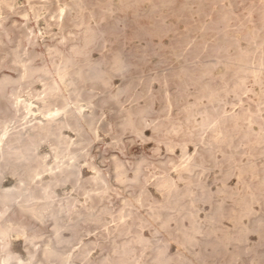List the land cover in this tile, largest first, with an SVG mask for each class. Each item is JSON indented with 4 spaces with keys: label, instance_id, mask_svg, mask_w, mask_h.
I'll return each mask as SVG.
<instances>
[{
    "label": "rangeland",
    "instance_id": "rangeland-1",
    "mask_svg": "<svg viewBox=\"0 0 264 264\" xmlns=\"http://www.w3.org/2000/svg\"><path fill=\"white\" fill-rule=\"evenodd\" d=\"M60 9H63V11L61 12ZM16 47H18L17 51L19 55L24 59L30 58L31 64L33 65L45 64L50 66L51 62L54 64H61L65 58L69 59V63L66 65L67 73L64 83L59 82L53 69H51V75L45 78L46 84L50 83L51 77L59 84V97L50 107L54 108L62 104V96L71 95V97H73V90L75 89L80 93L78 100L83 107L84 114L89 116L90 113H93L96 117L97 125L95 124V126L97 136L92 138V141L85 147L84 151H86L87 154L84 157H80L77 164L80 165L83 177L92 175L96 170L106 173V178L109 182V188L105 193L107 197L104 194L98 206H105L113 214L117 212V208L118 211L123 208V211L126 212L125 207L127 206V211L130 210L132 212L124 218H127V222L125 220L126 224H132V227H130L131 233L129 232L131 235L125 238L132 239L131 237L136 233L141 232L140 234L145 238V242L148 240L146 245L145 242L139 243L132 241L133 243H131L130 246L133 248L130 247L131 254H129L126 264H145V262L146 264H152V262H154L152 256H154L157 247L164 248L166 253L173 256L174 259H172L169 264H175L177 259H182L184 261L189 259L194 262L196 250L205 258L204 262L201 264H224L225 261L226 264H264V245L262 244L264 243V199H262L264 198V167L260 166H264V155H262L264 154V129L262 130V128H264V88H262L264 86V0H0V76L2 74H7L11 77L17 76L19 68L13 63V50ZM73 47H76L78 52H74ZM114 58L121 61L122 70L114 66ZM125 65L127 67H125ZM91 67H94L100 72L101 77L107 83L106 85H102L99 80L87 77L91 73ZM260 67H262V70ZM79 71L82 72L84 78L79 76ZM258 75H260V77ZM31 80L23 82L18 87L10 84L5 86L4 93L0 96V131L2 130V124H6L7 129L12 131L14 129L17 130L16 128L21 129L26 119H30V122H34L38 119L45 121V118L42 117L37 110V106H41L42 102L36 98L38 96L41 97L43 94V81L37 77ZM124 85L126 86L125 88ZM206 87L209 88L207 89ZM14 90L18 92L21 98L30 99L34 103V115L22 118L20 116L21 112H19L17 113L18 117L13 118L14 108L12 106V101L14 95L12 93ZM114 92L118 94L117 103H115L111 97ZM210 93L211 95H215V98H210ZM70 105L72 106V104ZM144 107L146 109H144ZM125 109H130L133 112V123L137 129L136 131L131 128H121L120 122L124 117ZM251 110L258 115L251 113ZM216 111L218 113H216ZM244 114H247V118H245L247 120L249 119V121L245 120ZM238 115H241L239 116L240 121H238V123L241 124L235 125L231 120L234 116ZM61 118L62 117L59 116V119ZM259 119L262 120L259 121ZM209 121L211 122V126ZM147 122L149 124H147ZM161 122L164 124V127L166 125L165 129ZM245 123H247V125ZM243 125L246 127L243 128ZM218 126L220 131L218 130ZM248 129L254 132V134H257L256 139L260 135V140L256 141L252 133L249 135L250 130ZM245 130H248V133ZM61 133L74 140L79 138L77 132L69 126H63L61 128ZM220 134H227L226 138L220 140L212 139L214 135ZM238 134H240L239 136L242 141L239 139ZM251 136L253 137L252 139ZM186 140L188 142H186ZM207 140H209V142ZM211 140L213 142H211ZM227 140L231 141L226 143ZM234 141L236 143L239 141L237 146ZM185 142L187 144H185ZM194 142H196L195 145ZM251 142L254 143L255 146ZM222 143L224 144L223 146ZM234 143L235 145H233ZM260 144V148L262 149H259V146L256 147V145ZM241 145L244 146L241 147ZM220 146L222 147L220 148ZM211 147L215 148V151H213L214 149L212 150ZM182 148L186 150L183 152ZM257 148L259 150H257ZM253 150H255L254 153ZM260 150H262V152H260ZM36 151L46 156L45 161L47 164H52L54 162L55 159L53 156L51 139H41L37 145ZM223 151H225V153ZM243 151H245V154ZM192 153L194 156L196 155V159L193 155L191 156ZM188 155H190V158ZM199 155L203 156L199 158ZM226 158L229 162L226 161V163H224ZM209 159L211 161H209ZM215 159L217 160L215 161ZM114 160L121 161L129 179L133 177V171L139 166L138 179L117 183L112 177ZM167 160L169 162H167ZM213 161H215V164L212 163ZM187 162H195L196 166L193 167L195 170L180 169ZM249 162L253 163L251 168L248 167ZM145 163L147 164L145 165ZM210 163L215 166L211 167ZM16 164L17 162L12 160L6 165L0 162V188H8L15 183L16 177L11 174V166ZM237 164L238 166H236ZM204 165L206 167H203ZM207 165L212 169L207 167ZM216 165L218 167H216ZM223 165L225 166L223 167ZM232 165L234 167H232ZM239 165L242 166L243 171H239ZM259 166L260 169L257 168ZM92 167L94 170H90ZM162 170H167L168 173H166L167 171L162 172ZM181 171L185 172L180 173ZM255 171L258 174H256ZM253 173L255 174L253 175ZM179 175L183 177L182 180ZM185 175L188 176V180L185 179L187 177ZM225 175L227 176L225 177ZM244 175L246 176L243 177ZM261 175L263 179L260 177ZM163 177L170 178L171 180L173 179L172 181L176 184L175 186L177 189L173 190V193H182L184 191L183 186L186 190H191L189 195L192 194V189L194 192L196 191V194H192L190 197H188L189 195H187V197L185 196L188 199H183L184 197H182L181 200L178 201L180 202L178 204H182V211L180 210L178 213L176 209L168 208L167 210L169 211H167L161 207L164 204H169V201L173 202L174 199L173 197H171L172 200L170 199L167 190L163 191L165 189L162 190L158 188V191V189H155V187L157 188V180ZM258 177L259 179H256ZM46 178L47 176H44V179ZM223 179H226V181ZM191 180H193V182L196 181L195 185H199V183L202 184L201 186H194ZM261 180H263V182H261ZM247 181L250 183V186H248ZM255 182L259 184V187ZM244 183L246 184L244 185ZM253 184L254 186L256 185L257 188L254 187ZM260 184L263 185L261 186ZM112 185L113 187L115 186L114 188H116V191L115 189L113 190ZM117 185L122 186L118 187ZM220 185H222L223 188ZM223 185H227L226 188H229L226 189ZM207 186L208 188H206ZM238 186H241V188ZM202 188L208 192L205 194V197L204 193L200 192L203 191ZM206 189H208V191ZM249 189H251V191ZM141 190H143V192L139 195ZM212 190H214V192ZM242 190L245 195L248 194L247 196H249V198L250 196L251 198L252 196L255 197V199L252 198L251 203L246 196L245 200H247L251 206V213L247 216L243 215L245 217L239 213L242 204L240 205L237 202L238 195L243 196L241 195L243 194ZM255 191H257L256 194ZM56 192L59 197L64 196L66 193L75 195V192L70 190L68 184L64 187H56ZM116 192L118 193L117 195ZM158 192L161 193L159 194ZM199 193H202L203 196ZM229 193L231 196L228 198L226 194L230 195ZM161 194L163 195L162 200ZM198 194L202 199L201 197L197 198L199 197ZM196 195L197 197H195ZM256 195L258 196V202L256 201ZM234 196L237 197L234 198ZM79 197L82 200L81 196ZM135 197H140L143 204L140 205L134 201L133 199ZM194 198L200 201L197 199V201H194ZM154 199L159 200L156 201ZM233 199L234 201L236 199V202L232 201ZM201 200H205L206 202H202ZM210 200L214 201L211 202ZM109 201L110 203L108 204ZM124 201H131L132 207L131 205H125ZM155 201L159 204V208L155 206L157 205ZM219 201L223 203L225 208V216L221 219L220 226L229 231L230 234L234 233L233 236L231 235V239L233 240L230 239V242L222 245L223 247L219 244V246H215L218 248L213 246V249H210L211 247L209 244L205 242H207V240H213L214 235L209 236L205 231L209 227L208 216L212 213L213 207L218 204ZM187 202L190 203V206L187 205ZM119 203H121V205ZM6 208L7 211L4 213L2 219H0L2 225L13 226L22 223L26 226L27 234L33 228H40L42 239L48 237L52 224L50 218L45 217L43 221H37L31 219L27 215H20L17 208L14 206H7ZM230 208L234 209H231V211H235V213L233 212L235 215L229 211ZM134 209L137 212L133 211ZM186 209L187 211H185ZM189 210H191L190 214L192 213L194 215L193 219L195 224L197 222L199 226L196 225L200 227V232L195 233V238L197 237V239L196 242L193 243V246L189 244L187 240L186 243H182L185 240H181L180 238L185 237L179 232L181 228H184L186 231L190 229L188 226L190 223L188 224V222L190 219L192 221V218H190L191 215L189 214ZM226 210L229 211V215ZM156 211L160 212L159 219H165L167 215H170L169 226L171 229L168 226L169 229H165L164 231V228H161L159 225L162 219L160 221L158 218H155L156 220L151 218V214ZM195 211H197L196 215ZM136 213L140 215V218L137 217ZM183 214L187 216L182 217ZM188 214L190 216H188ZM145 216L148 218H145ZM175 216L177 217L175 218ZM233 217H237L236 220H234ZM104 218L108 221V226L110 228L114 227L115 222L111 220L110 215H104ZM182 218H186L188 221ZM140 220L145 222L141 223L139 222ZM174 220L176 222H174ZM150 221L152 225H149ZM236 223L241 224V227L235 225V228L234 224ZM154 224L159 226H155ZM173 225H175L177 229H174L175 232H172V229L175 228ZM243 225L247 227H243ZM84 226L86 229L90 230L89 233H87L84 228L82 230V240L84 242H91V244L88 245V249L91 251L88 253V257L90 258H87V260H80V258L78 259L75 257V261L72 260V264H74V262L75 264H83V262H85V264H89V262L90 264H94L95 261V264L99 263L98 261L102 264V256H108L110 258L111 255H113L110 259H114L115 255L111 254L112 247H110V245H114L113 239L116 236L117 238L115 239L117 243H119L123 237L118 236L117 232L114 230L107 233L103 227L94 228L92 224ZM203 226L206 229H204ZM225 226L228 227L226 228ZM137 227L138 230H136ZM150 228L152 230H150ZM247 228L249 230H247ZM11 233L7 237V240L11 244L9 248L12 246L10 249L13 253L19 254L23 259H26L24 258L27 257V252L25 250L30 247V245H27L22 235L18 237L15 236L14 232ZM237 233H239V241L241 242V238L243 239L242 244H240L236 238L238 236L236 235ZM244 233L245 236H243ZM246 233L248 234L246 235ZM65 234L68 233L65 232ZM240 234L242 235L240 236ZM173 236L179 238L176 237L174 239ZM205 237L208 239H205ZM245 237L248 241L245 240ZM259 239L262 240L260 243ZM22 241L25 242L22 243ZM179 242L183 244V246L178 244ZM96 243L97 245H95ZM137 244L140 245L136 248ZM184 244L187 245L184 247ZM252 244L255 245L254 248H252ZM77 245L79 244H76L75 248ZM198 245L200 248H197ZM240 245L241 247L239 248ZM260 245H262V247H259ZM202 247L203 249H201ZM185 248L187 251H185ZM191 250H193V252ZM232 250L235 251L236 254ZM99 251L100 253H98ZM202 251H204L203 254ZM254 251L257 253L258 257L255 255ZM73 252L76 253L77 250H73ZM104 252L105 254L110 253V255H105ZM224 253L227 254L228 258ZM2 254L3 252L0 251V255ZM230 254L233 255L232 259H229ZM259 254H263V257ZM118 257L116 254L114 259L115 262L113 263V260H111V263L106 261V264L118 263L116 261ZM211 258H214V261ZM257 258H259V260ZM233 259H237V262ZM209 261L211 262L209 263ZM52 264H56V262H52Z\"/></svg>",
    "mask_w": 264,
    "mask_h": 264
},
{
    "label": "bare ground",
    "instance_id": "bare-ground-1",
    "mask_svg": "<svg viewBox=\"0 0 264 264\" xmlns=\"http://www.w3.org/2000/svg\"><path fill=\"white\" fill-rule=\"evenodd\" d=\"M60 11L62 12L63 9H60ZM91 29V28H90ZM93 42V41H92ZM87 45V44H86ZM45 48V47H44ZM18 47H16L14 50H13V63L15 65L18 66L19 68V71H18V74L17 76L15 77H11L10 75H7V74H2L0 76V96L3 95L4 93V88L6 85L10 84V85H14L16 87L20 86L23 82H26V81H30L31 79H33L34 77H37L39 79H41L43 81V84H44V89H43V94L38 97H36L39 101L42 102V105L41 106H37V110L38 112L41 114L42 117L45 118V121H43L42 119H38L34 122H30V119H24L25 120V123L23 124V127L21 129H18L16 128L17 130H12V131H9L7 129V125L6 124H2V130L0 131V162H2L4 165L8 164L11 160L14 161V162H17L16 165H12L11 166V174L13 176L16 177V181L15 183L11 186V187H8V188H0V219H2V217L4 216V213L7 211V206H14L15 208H17L18 210V213L20 215H27L29 216L31 219H34V220H37V221H43V219L45 217H48L52 220V224H51V228H50V233L48 235V237L46 239H42V232L40 231V228H33L31 229V231L27 234L26 232V226L24 224H16V225H11V226H5L4 224L2 225L0 223V248L3 252L2 255H0V264H52V262H56V264H72V260L75 259V257H77L78 259L80 258V260H87V258H90L88 257V253H90L91 251H89L90 249H88V245L91 244L90 241L88 242H84L82 240V230L83 228L87 231V233L90 232L89 229H86L84 225H87V224H92L93 227H103L107 233H109L110 231L114 230L117 232V235L118 236H121L123 237L121 239V241L119 243H117L116 239L117 236L113 239V243L114 245L112 246V244L110 245L111 248V254H114L116 256L117 254V257L119 255V257L117 258V262L120 263V264H126L127 263V259L129 257V254H131V251H130V245L131 243H133L132 241H135V242H139V243H144L145 242V238L143 237V235H141L140 233H136L133 237H131L132 239H127L125 237H127L128 235L130 236L131 234H129L130 232V227H132L130 224H126L127 222V218H125V216L127 215H130L132 212L130 210L127 211V207H125V211H123V208L120 209L118 211V208H117V212L115 214H113L111 211L108 210V208H106L105 206H98L99 205V202L103 199V196L104 194L106 193V191L108 190L109 188V182H108V179L106 178V173L102 172V171H94V173L88 177H83L82 175V172H81V168H80V165L77 164L78 160L80 157H84L87 152L84 151L85 147L92 141V138L96 137L97 136V130H96V117L93 113H90L89 116L87 117L85 114H84V111H83V107L82 105L79 103V100H78V96L80 95V93L77 91V90H73V97H71V95H66V96H62V104L58 105V106H55L54 108H51L50 106L55 102L57 101L58 99V94H59V84L58 82L51 77V81L50 83H47L45 82V78L49 77L51 75V69H53V72L55 74V76L57 77V79H59V82L61 83H64L65 82V77H66V65L69 63V59L68 58H65L61 64H54L51 62V65L50 66H47L45 64H42V65H33L31 64V59L30 58H27V59H24L22 58L21 55H19L18 53ZM73 51L74 52H78V49L76 47H73ZM261 60V59H260ZM113 64L114 66L117 68V69H121L122 68V63L119 59L117 58H114L113 60ZM261 66V65H260ZM125 67H127L125 65ZM124 67V68H125ZM244 67V66H243ZM264 67V66H263ZM262 67H260L261 69ZM126 69V68H125ZM256 69V68H255ZM122 70V69H121ZM262 70V69H261ZM260 70V71H261ZM124 71V70H123ZM254 71V70H253ZM79 73V76L81 78H84V75L82 74L81 71L78 72ZM256 74V73H255ZM254 74V75H255ZM243 76V75H242ZM260 77V75H258ZM89 77L90 79H95V80H99L101 82L102 85H106V81L101 77V74L100 72L95 69L94 67H91V73L87 76ZM244 77V76H243ZM238 78V77H237ZM255 78V77H254ZM257 78V77H256ZM241 80V78H240ZM243 80V79H242ZM249 80V79H248ZM32 81V80H31ZM264 81V79H263ZM235 82V81H234ZM233 82V83H234ZM241 82V81H240ZM183 83V82H182ZM207 83V82H206ZM242 83V82H241ZM259 83V82H258ZM261 83V82H260ZM264 83V82H263ZM262 83V85H263ZM71 84V82H70ZM246 86V84H245ZM126 86L124 85V88ZM207 89L209 87H206ZM241 88V87H240ZM243 88V87H242ZM245 88V87H244ZM264 88V86L262 87ZM123 89V87H122ZM212 89V88H211ZM16 90V88H15ZM12 93L14 95V99L12 101V106L14 108V116L13 118H17L18 115L17 113L21 112V117L22 118H26L27 116H30V115H34L35 114V111L33 110V102L30 100V99H26V98H21L20 95L18 94L17 91H15ZM235 90V88H234ZM119 91V90H118ZM197 91V90H196ZM208 91V90H207ZM243 91V90H242ZM123 92V91H122ZM128 92V90H127ZM263 92V91H262ZM202 93L204 94V92L202 91ZM218 93V92H217ZM111 94V93H110ZM216 94V93H215ZM117 95L118 94H115V92L113 93V95L111 96L112 99L115 101V103L118 102V98H117ZM120 95V94H119ZM235 95H238V94H235ZM123 96V94H122ZM203 96V95H202ZM209 96V95H208ZM215 95H211L210 93V98H215L214 97ZM32 97V96H31ZM121 97V96H119ZM199 97V96H197ZM206 97V96H205ZM218 97V95H217ZM222 97V96H221ZM209 98V97H207ZM197 99V98H196ZM199 99V98H198ZM90 102V100H89ZM72 104V106L70 105ZM119 104V103H118ZM91 105V104H90ZM195 105V104H194ZM150 106V105H149ZM92 107V106H90ZM128 108V107H127ZM140 108V107H139ZM93 109V108H91ZM144 109H146L144 107ZM122 110V109H121ZM119 110V111H121ZM136 110V109H135ZM138 110V109H137ZM148 111V110H147ZM218 111V109H217ZM216 111V113H218ZM252 111V110H251ZM136 113V112H135ZM210 113V111H209ZM214 113V112H213ZM221 113V112H220ZM240 113V112H238ZM237 113V114H238ZM242 113V111H241ZM246 113V112H244ZM253 113V111L251 112ZM259 113V112H258ZM143 114V113H142ZM189 114V113H188ZM208 114V113H207ZM215 114V113H214ZM213 114V115H214ZM224 114V113H223ZM253 114H256L258 115L257 113H253ZM225 115V114H224ZM245 115V114H244ZM247 115V114H246ZM244 116V118L247 116ZM59 116H61L62 118L59 119ZM139 116V115H138ZM191 116V115H190ZM229 116V114H228ZM233 116V115H232ZM239 116L241 115H238V116H234L232 118V122L233 124H241V123H238L239 120ZM243 116V114H242ZM252 116V115H251ZM254 116V115H253ZM136 117V116H135ZM141 117V116H140ZM143 117V116H142ZM146 117V116H145ZM172 117V116H171ZM210 117V115H209ZM214 117V116H212ZM218 117V116H217ZM216 117V118H217ZM139 118V117H138ZM147 118V117H146ZM145 118V119H146ZM243 118V120H244ZM245 118V120H247ZM256 118V116H255ZM9 119V118H8ZM12 119V118H11ZM21 119V118H20ZM133 112L130 110V109H125V114H124V117L123 119L121 120L120 122V125H121V128L122 129H125V128H131L133 130H137L134 123H133ZM142 119V118H141ZM144 119V118H143ZM211 119V118H210ZM19 120V118H18ZM23 120V119H22ZM173 120V119H172ZM219 120V119H218ZM225 120V119H224ZM251 120V119H250ZM262 120V119H259V121ZM149 121V120H148ZM171 121V120H170ZM221 121V120H220ZM227 121V120H225ZM249 121V119L247 120ZM2 122V120H1ZM140 122V121H139ZM210 122V121H209ZM223 122V121H222ZM243 122V121H242ZM258 122V121H257ZM162 123V122H161ZM165 123V122H164ZM171 123V122H169ZM175 123V122H174ZM228 123V122H226ZM231 123V122H230ZM261 123V122H260ZM147 124H149L147 122ZM152 124V123H151ZM159 124V123H158ZM163 124V123H162ZM161 124V125H162ZM201 124V123H200ZM215 124V123H214ZM247 125V123H245ZM257 124V123H256ZM255 124V125H256ZM264 124V122H263ZM54 125V126H52ZM97 125V124H96ZM168 125V124H167ZM219 125V124H218ZM229 125V124H228ZM231 125V124H230ZM234 125V127H235ZM63 126H69L71 127L72 129H74L79 138L74 140L66 135H63L61 133V128ZM175 126V125H173ZM181 126V125H180ZM179 126V127H180ZM194 126V125H193ZM210 126H211V122H210ZM220 126V125H219ZM219 126H218V130H219ZM244 126V125H243ZM261 126V125H259ZM109 127V126H108ZM145 127V126H144ZM162 127V126H161ZM166 127V125H165ZM164 127V124H163V128L165 129ZM214 127V126H213ZM225 127V126H224ZM229 127V126H228ZM227 127V128H228ZM241 127V126H239ZM246 126H244L243 128H245ZM248 127V126H247ZM139 128V127H138ZM162 128V129H163ZM172 128V127H171ZM236 128V127H235ZM238 128V127H237ZM251 128V127H250ZM258 128V127H257ZM167 129V128H166ZM178 129V127H177ZM176 129V130H177ZM180 129V128H179ZM192 129V128H191ZM239 129V128H238ZM247 129V128H246ZM259 129V128H258ZM264 128H262L263 130ZM161 130V129H160ZM193 130V129H192ZM217 130V131H218ZM242 130V129H241ZM250 130V129H248ZM248 130H245L247 133H248ZM195 131V130H194ZM205 131V130H204ZM220 131V130H219ZM222 131V130H221ZM258 131V130H257ZM109 132V131H108ZM178 132V131H177ZM190 132L192 133V131L190 130ZM223 132V131H222ZM124 133V132H123ZM143 133V132H142ZM187 133V132H186ZM233 133V132H232ZM242 133V132H241ZM250 133H252L254 136H255V140L256 141H259L261 136L259 135L256 139V136L257 134H254V132H249V135ZM256 133V131H255ZM162 134V133H160ZM169 134V133H168ZM173 134V133H172ZM170 134V135H172ZM179 134V132H178ZM194 134V133H193ZM198 134V132H197ZM201 134V133H200ZM213 134V133H212ZM246 134V133H245ZM141 135V134H140ZM163 135V134H162ZM177 135V134H175ZM226 135L227 134H220V135H214L212 137L213 140H220V139H225L226 138ZM240 134H238L239 136ZM212 136V135H211ZM248 136V135H247ZM120 137V136H119ZM159 137V136H158ZM197 137V136H196ZM209 137V136H208ZM234 137V135H233ZM98 138V137H97ZM95 138V139H97ZM164 138V137H162ZM199 138V137H198ZM197 138V139H198ZM253 137L251 136V139ZM41 139H51V146H52V151H53V156H54V162L52 164H47L46 161H45V157L44 155H41L39 154V150L38 152L36 151L37 149V145L39 143V141ZM160 139V138H159ZM205 139V138H204ZM229 139H232V138H229ZM239 139H240V136H239ZM245 139V137H244ZM120 140V139H119ZM158 140V139H157ZM161 140V139H160ZM164 140V139H162ZM167 140V139H166ZM206 140V139H205ZM233 140V139H232ZM241 140V139H240ZM182 141V140H181ZM190 141V140H189ZM194 141V140H193ZM209 142V140H207ZM228 141H231V140H227L226 143H228ZM242 141V140H241ZM240 141V142H241ZM246 141V140H245ZM248 141V139H247ZM254 141V140H253ZM264 141V140H263ZM162 142V141H161ZM186 142H188L186 140ZM185 142V144H187ZM211 142H213L211 140ZM216 142V141H215ZM222 142V141H221ZM235 142V141H234ZM239 141H237L238 143ZM166 143V142H164ZM196 142H194V145H195ZM233 143V142H232ZM236 143V142H235ZM235 143L233 145H235ZM237 143H236V146H237ZM247 143V142H246ZM252 143V142H251ZM176 144V143H175ZM183 144V142H182ZM207 144V143H206ZM210 144V143H209ZM213 144V143H211ZM218 144V143H217ZM244 144V143H243ZM254 145V143H252ZM171 145V144H170ZM180 145V144H179ZM197 145V144H196ZM208 145V144H207ZM224 144L222 143V146ZM232 145V146H233ZM264 145V144H263ZM185 146V145H184ZM219 146V145H218ZM220 146V148L222 147ZM226 146V144H225ZM229 146V145H228ZM244 146V145H241V147ZM255 146V145H254ZM259 146V149H262L260 148L261 144L260 145H256V147ZM170 147V146H169ZM172 147V146H171ZM196 147V146H194ZM240 147V149H241ZM247 147V146H245ZM255 147V148H256ZM208 148V147H207ZM210 148V146H209ZM213 151H215V148L211 147ZM232 148V147H231ZM229 148V149H231ZM234 148V147H233ZM238 148V147H237ZM251 148V147H250ZM253 148V147H252ZM183 149V148H182ZM228 149V148H226ZM243 149V148H242ZM257 148V150H259ZM186 150V149H185ZM183 149V152L185 151ZM207 150V149H206ZM219 150V148H218ZM236 150V149H235ZM197 151V150H196ZM208 151V150H207ZM237 151V150H236ZM255 150H253V153H254ZM41 152V151H40ZM190 152V151H189ZM225 153V151H223ZM231 152V151H230ZM245 151H243L244 153ZM257 152V151H256ZM260 152H262V150H260ZM208 153V152H207ZM228 154H230L229 152H227ZM242 153V152H240ZM249 153V152H248ZM196 154V153H195ZM205 154V153H204ZM209 154H210V151H209ZM215 154V152H214ZM227 154V155H228ZM236 154V153H235ZM245 154V153H244ZM193 155V153L191 154V156ZM233 155V153H232ZM237 155V154H236ZM264 155V154H262ZM189 158H190V155H188ZM196 156V155H195ZM195 156L193 155V157L195 158ZM203 156V155H201ZM201 156L199 155V158H201ZM207 156V155H206ZM213 156V155H212ZM229 156V155H228ZM241 156V155H240ZM250 156V155H249ZM261 156V155H260ZM169 157V156H168ZM198 157V156H197ZM208 157V156H207ZM214 157V156H213ZM264 157V156H263ZM143 158V157H142ZM188 158V160H189ZM210 158V157H208ZM225 158V157H224ZM241 158V157H240ZM246 158V157H245ZM254 158V157H253ZM259 158V157H258ZM261 158V157H260ZM170 159V157H169ZM168 159V160H169ZM196 159V158H195ZM204 159V158H203ZM214 159V158H213ZM229 159V158H228ZM243 159V158H242ZM167 160V162H169ZM199 160V159H197ZM205 160V159H204ZM217 159H215L216 161ZM223 160V159H222ZM221 160V161H222ZM240 160V159H238ZM245 160V159H244ZM148 161V160H147ZM173 161V160H172ZM195 161V160H194ZM209 161H211L209 159ZM215 161H213L212 163L215 164ZM226 161L229 162V160H227V158L225 159V162ZM237 161V160H236ZM255 161V160H254ZM193 162V161H192ZM197 162V161H196ZM203 162V161H202ZM201 162V163H202ZM218 162L220 163V161L218 160ZM223 162V161H222ZM227 162V163H228ZM232 162V160H231ZM235 162V161H233ZM253 162V161H252ZM252 162H249L248 163V167L251 168L252 166ZM262 162V160H261ZM148 163V162H147ZM145 163V165L147 164ZM174 163V161H173ZM199 163V162H198ZM197 163V164H198ZM205 163V162H203ZM245 163V162H244ZM83 164V163H82ZM170 164V163H169ZM172 164V163H171ZM176 164V163H175ZM217 164V163H216ZM246 164V163H245ZM244 164V165H245ZM262 164V163H261ZM200 165V164H199ZM211 165V163H210ZM219 165V164H218ZM222 165V164H221ZM228 165V164H227ZM231 165V163H230ZM256 165V164H255ZM196 166V163H191V162H187L185 163L180 169H187V170H195L193 167ZM213 165H211L212 167ZM215 166V165H214ZM213 166V167H214ZM225 165H223L224 167ZM238 166V164L236 165ZM262 167H264L263 165H260ZM260 166L257 167L260 169ZM198 167V166H197ZM203 167H206L205 165ZM207 167H209L207 165ZM216 167H218L216 165ZM221 167V166H220ZM222 167V168H223ZM232 167H234L232 165ZM231 167V169H232ZM144 168V167H143ZM162 168V167H161ZM165 168V167H164ZM202 168V167H201ZM210 168V167H209ZM167 169V168H166ZM176 169V168H175ZM198 169V168H196ZM205 169V168H203ZM212 169V168H210ZM230 169V170H231ZM258 169V170H259ZM262 169V168H261ZM90 170H94L93 167L92 169ZM164 170V169H163ZM162 172H165L163 171ZM234 170V169H233ZM232 170V171H233ZM237 170V169H236ZM264 170V169H263ZM138 171H139V166L136 167V169L133 171V177L132 178H128V176L126 175V171L123 167V164L121 163V161L119 162L118 160H114V165H113V171H112V177L114 178L115 181L120 182V183H123L125 182L126 180H137L138 179ZM198 171V170H197ZM205 171V170H204ZM229 171V170H227ZM239 171H243V168L242 166L239 165ZM250 171V170H249ZM254 171V170H253ZM261 171V170H260ZM178 172V171H177ZM175 172V173H177ZM185 171H181L180 173H183ZM225 172V171H224ZM248 172V171H247ZM246 172V174H247ZM256 172V171H255ZM168 173V171L166 172ZM187 173V172H186ZM191 173V172H190ZM222 173V172H221ZM236 173V171H235ZM233 173V174H235ZM242 173V172H241ZM263 173V172H262ZM179 174V172H178ZM195 174V173H194ZM197 174V173H196ZM231 174V172H230ZM232 174V175H233ZM243 174V173H242ZM249 174V173H248ZM252 174V173H251ZM255 173H253L254 175ZM256 174H258L256 172ZM163 175V173H162ZM189 175V174H188ZM224 175V174H223ZM222 175V176H223ZM240 175V174H239ZM44 176H47L46 179H44ZM158 176V175H157ZM161 176V175H160ZM164 176H165V173H164ZM180 176V175H179ZM187 176V175H185ZM184 176V178H185ZM227 175H225L226 177ZM238 176V175H237ZM246 175H244L243 177H245ZM259 176V175H258ZM156 177V176H155ZM170 177V176H169ZM181 177V176H180ZM250 177V176H249ZM252 177V176H251ZM262 177V175L260 176ZM177 178V177H176ZM183 177H181V180H182ZM188 176L185 178L187 179ZM224 178V177H223ZM247 178V177H246ZM13 179V177H12ZM158 179V177H157ZM156 179V180H157ZM175 179V177H174ZM193 179V178H191ZM222 179V178H220ZM240 179V178H239ZM256 179H259L256 178ZM261 179V178H260ZM263 179V177H262ZM15 180V179H14ZM173 180V179H172ZM170 178H167V177H163L159 180H157V188L155 187V189H165L163 191H168V195L170 196V199L172 200L171 197H173V202L169 201V204L167 205H162L161 207L164 208L165 210H167L168 208H173V209H176L177 213L180 212V210L182 209V204H178L180 202H178L179 200H181L182 197H184L183 199H185L187 197V195H189V192L191 193V190L188 191L186 190V188H184L183 186V189L184 191L182 193H173L172 191L173 190H177L176 189V184L173 183ZM176 180V179H175ZM178 180V179H177ZM188 180V179H187ZM224 180V179H223ZM238 180V179H237ZM10 181V180H9ZM113 181V182H115ZM185 181V180H184ZM183 181V182H184ZM192 182L191 183H194V186H201V184L199 183V185H195L196 184V181L193 182V180H191ZM226 181V179L224 180ZM244 181V180H243ZM246 181V180H245ZM258 181V180H257ZM189 182H190V176H189ZM223 182V181H222ZM240 182V181H239ZM248 182V181H247ZM261 182H263V180H261ZM178 183V182H176ZM190 183V184H191ZM256 184H258L257 182H255ZM69 185L70 186V190L75 192V195L73 194H70V193H66L64 196H61L59 197L57 195V192H56V187H64L65 185ZM188 184V183H187ZM189 184V185H190ZM246 183H244L245 185ZM250 183L248 182V186ZM264 184V182H263ZM262 184V185H263ZM123 185V184H122ZM121 185V186H122ZM185 185V184H184ZM188 185V186H189ZM261 185V184H260ZM261 185V186H262ZM118 186V185H117ZM116 186V187H117ZM121 186H118V187H121ZM124 186V185H123ZM179 186V185H178ZM187 186V185H185ZM203 186H204V183H203ZM206 186V185H205ZM222 187V185H220ZM224 188L227 187V185H223ZM254 186V184H253ZM261 186H260V190H261ZM113 187V185H112ZM115 187V186H114ZM113 187V190L115 189L116 191V188ZM215 187V186H214ZM239 187V186H238ZM246 188H248L247 186H245ZM254 187L257 188V186L255 185ZM258 187H259V184H258ZM264 187V185H263ZM208 188V186L206 187ZM220 188V187H219ZM223 188V187H222ZM229 188V187H228ZM226 188V189H228ZM234 188V187H233ZM241 188V186L239 187ZM238 188V189H239ZM252 188V187H251ZM158 189V191H159ZM191 189V188H189ZM199 189V187H198ZM112 190V191H113ZM161 190V191H162ZM181 190V189H180ZM179 190V191H180ZM186 190V191H185ZM201 190V189H200ZM203 190V188H202ZM208 191V189H206ZM217 190V188H216ZM241 190V189H240ZM238 190V191H240ZM244 190V189H243ZM242 190V192H243ZM251 191V189H249ZM257 190V189H256ZM259 190V189H258ZM162 191V193H163ZM205 189L203 191H200V192H203L204 193V197H205V194H207L208 192H204ZM214 192V190H212ZM219 191V190H218ZM217 191V192H218ZM223 191V190H222ZM249 191V192H250ZM254 191V190H253ZM263 191V190H262ZM143 190L140 191L139 195L142 194ZM193 189H192V194H196V191L193 193ZM224 192V191H223ZM230 192V191H229ZM257 191H255V194H256ZM115 193V192H114ZM159 193V192H158ZM161 193V192H160ZM159 193V194H160ZM165 193V192H164ZM221 193V192H220ZM225 193V192H224ZM236 193V191H235ZM261 193V192H260ZM264 193V192H263ZM118 193L116 192V195ZM191 194V195H192ZM199 194H202V193H199ZM198 194V195H199ZM211 194V192H210ZM215 194V193H214ZM218 194V193H217ZM230 194V193H229ZM240 194V193H239ZM254 194V193H253ZM254 194V196H255ZM162 195V194H161ZM166 195V194H165ZM191 195H189L188 197H190ZM236 195V194H235ZM243 196H240L238 195V199H237V202L242 206H241V209L239 210V213L243 216V215H248L251 213V206L249 205L248 201L245 200L246 199V196L248 195H245V193L243 192V194H241ZM82 198V200L80 199V197ZM106 196V194H105ZM168 196V197H169ZM186 196V197H185ZM203 196V194H202ZM210 196V195H209ZM216 196V195H215ZM223 196V195H222ZM226 196H231L230 195H227ZM233 196V195H232ZM261 196V195H259ZM107 197V196H106ZM105 197V198H106ZM167 197V198H168ZM197 197V195L195 196ZM201 196L199 195V197L197 198H200ZM224 197H225V194H224ZM237 196H234V198H236ZM257 195H256V199H257ZM163 198V195L161 197V200ZM193 198V197H192ZM196 198V199H197ZM218 198V197H217ZM231 198V197H230ZM247 198H249V196H247ZM251 198V196H250ZM249 200L251 201L252 198L255 199V197L252 196V198ZM122 199V198H121ZM128 199V198H126ZM169 199V198H168ZM182 199V201H183ZM188 199V198H186ZM195 199V198H194ZM193 199V200H194ZM194 200V201H197V200ZM202 199V197H201ZM216 199V198H215ZM227 199V198H225ZM253 199V200H254ZM264 199V198H262ZM108 200V199H107ZM134 201H136L137 203H139L140 205L143 204L142 200L140 199V197H135L133 199ZM156 200V199H154ZM159 200V199H157ZM156 200V201H157ZM164 200V199H163ZM155 201V202H156ZM168 201V200H167ZM165 201V202H167ZM181 201V202H182ZM188 201V200H187ZM192 201V200H191ZM193 201V202H194ZM200 201V200H198ZM202 201V200H201ZM204 202H206L205 200H203ZM202 201V202H203ZM211 201V200H210ZM214 201V200H212ZM211 201V202H212ZM234 201V199L232 200ZM258 202V199L256 200ZM121 202V201H120ZM153 202V201H152ZM190 202V200H189ZM236 202V199L235 201ZM110 203V201L108 202V204ZM112 203V202H111ZM157 203V202H156ZM156 203H153V204H156ZM185 203V202H184ZM252 203V201H251ZM121 205V203H119ZM124 204L125 205H131V201H124ZM152 204V207L154 208ZM211 204V203H210ZM111 205V204H110ZM135 205V204H134ZM133 205V206H134ZM139 205V207H140ZM159 204L157 203V206L158 208L160 206H158ZM181 205V206H180ZM187 205L190 206V203L187 202ZM264 205V204H263ZM114 206V205H113ZM196 206V205H195ZM213 206V205H212ZM117 207V206H116ZM132 207V205H131ZM155 207V208H157ZM193 208H195L194 206H192ZM191 207V208H192ZM210 207V206H209ZM226 207V206H225ZM228 207V206H227ZM236 207V206H235ZM121 208V206H120ZM130 208V207H129ZM146 208V207H145ZM147 208H148V205H147ZM146 208V209H147ZM197 208V206H196ZM214 208V209H213ZM213 211L212 213L208 216V224H209V227L207 228V230L205 231V233L209 236L211 235H214V239L212 240H207V242H205L206 244H209V247L210 249H213V246H219V244L222 246V245H225L227 242H230L229 240L232 238L233 234L229 233V231H227L225 228H223L222 226H220V223H221V219L225 216V208H224V205L222 202L219 201L218 204H216L214 207H213ZM239 208V206H238ZM253 208V207H252ZM98 209V210H97ZM113 209V208H112ZM132 209V208H130ZM138 209V208H137ZM172 209V210H173ZM231 209L233 208H230L229 211H231ZM97 210V211H96ZM163 210V209H162ZM209 210V209H208ZM234 210V209H233ZM236 210V209H235ZM135 212H137L135 209L133 210ZM148 211V210H147ZM169 211V210H167ZM182 211V210H181ZM187 211V209L185 210ZM190 211L189 210V214H190ZM200 211V210H199ZM227 211V210H226ZM229 211L228 212V215H229ZM238 211V210H237ZM254 211V210H253ZM151 212V211H150ZM206 212V211H205ZM232 212V211H231ZM235 213V211H233ZM232 212V214H234ZM166 213V212H165ZM174 213V212H173ZM176 213V212H175ZM197 211H195V215H196ZM237 213V212H236ZM256 213V212H255ZM254 213V214H255ZM188 214V216H190V218H192V221L190 219V221L188 222V224L190 223L189 226V231H186L184 228V230L181 228L179 229L180 233L185 237V238H180L181 240H185L184 242L182 243H186V240L189 244H192L193 246V243L196 242V239L197 237L195 238V233L197 232H200V227H198L199 225H196L195 224V221L193 219V214L191 213L190 215ZM238 214V213H237ZM236 214V215H237ZM104 215H110L111 216V220H114L115 222V225L114 227H109L108 226V221L104 218ZM137 215V213H136ZM148 215V214H147ZM146 215V216H147ZM150 215V214H149ZM177 215V214H176ZM180 215V214H179ZM203 215V214H202ZM235 215V214H234ZM233 215V216H234ZM253 215V214H252ZM140 215H137V217H139ZM145 218H148L146 217ZM160 216V212L159 211H156V212H153L151 214V218L156 220L155 218H158ZM162 216V215H161ZM186 217L187 215H184L182 217ZM136 217V218H137ZM169 217L170 215H167V217L165 219L161 218L158 220L161 221V223L159 224L161 228H164L163 230L165 231V229H171V227L169 226ZM174 217V216H173ZM177 216H175L176 218ZM199 217V216H197ZM238 217L240 218V216L238 215ZM245 217V216H243ZM130 218V217H129ZM140 218V217H139ZM142 218V217H141ZM230 218V217H229ZM234 218V217H233ZM237 218V217H236ZM236 218H234V220H236ZM238 218V219H239ZM257 218V217H255ZM260 218V217H259ZM182 219H186V218H182ZM199 219V218H197ZM201 219V218H200ZM238 219H237V222H238ZM263 219V218H262ZM126 220V222H125ZM131 220V219H130ZM129 220V221H130ZM137 220V219H136ZM153 220V221H154ZM171 220V219H170ZM177 220V219H176ZM188 221V219H186ZM226 220V219H224ZM240 220V219H239ZM138 221V220H137ZM159 221V222H160ZM179 221V220H177ZM194 221V222H193ZM232 221V220H231ZM241 221V220H240ZM261 221V220H259ZM113 222V221H112ZM113 222V223H114ZM131 222V221H130ZM139 222H143V221H139ZM145 222V221H144ZM143 222V223H144ZM155 222V221H154ZM158 222V221H157ZM174 222H176L174 220ZM182 222V220H181ZM192 222V223H191ZM202 222V220H201ZM205 222V220H204ZM263 222V221H262ZM133 223V222H132ZM147 223V221H146ZM179 223V222H178ZM203 223V222H202ZM223 223V222H222ZM241 223V222H240ZM252 223V222H251ZM250 223V224H251ZM254 223V222H253ZM6 224V223H5ZM10 224V223H9ZM13 224V223H12ZM175 224V223H174ZM243 224V223H242ZM246 224V223H245ZM140 225V224H139ZM149 225H152L151 224V221H150V224ZM155 225V224H154ZM159 225H155V226H159ZM176 225V224H175ZM173 225V227L175 226ZM225 225V223H224ZM235 225H238L240 226L241 224H234V227ZM264 225V223H263ZM154 226V227H155ZM169 226V228H168ZM181 226V225H179ZM183 226V224H182ZM206 226V225H205ZM246 225H243V227H245ZM250 226V225H249ZM257 226H258V223H257ZM256 226V227H257ZM144 227V226H143ZM150 227V226H149ZM148 227V228H149ZM226 228L228 226H225ZM232 227V228H234ZM241 227V226H240ZM247 227V226H246ZM252 227V226H251ZM250 227V229H251ZM102 228V229H103ZM147 228V227H146ZM188 228V227H187ZM204 228V226H203ZM236 228V227H235ZM249 228V227H248ZM247 228V230H249ZM176 229V226L175 228L172 229V232H175ZM206 229V228H204ZM203 229V230H204ZM238 229V228H237ZM262 229V228H261ZM138 230V227L137 229ZM150 230H152L150 228ZM162 230V231H163ZM243 230V229H242ZM240 230V231H242ZM252 231V229H251ZM11 232H14L15 236H18L19 235H22L27 243V245H30V247H28L25 251L27 252V257H24L26 259H23L22 256H20L19 254H16V253H13L12 250L9 248V245L10 242L7 240L8 236L10 235ZM65 232H67L68 234H65ZM93 233H95L94 231H92ZM134 232V231H133ZM139 232V231H138ZM167 232V231H166ZM170 232V231H169ZM239 232V231H238ZM131 233V232H130ZM161 233V232H160ZM164 233V232H163ZM162 233V234H163ZM178 233V234H180ZM249 233V232H248ZM246 233V235L248 234ZM253 233V232H252ZM12 234V233H11ZM166 234V233H165ZM168 234V233H167ZM180 234V236H182ZM204 234V233H202ZM243 234V233H242ZM240 234V236L242 235ZM100 235V233H99ZM111 235V234H110ZM145 235V234H144ZM173 235V234H171ZM232 235V236H231ZM236 235H238L236 237ZM235 235V237L237 238V240L239 241L238 237H239V233H237ZM98 236V235H97ZM102 236V235H101ZM152 236V235H151ZM169 236V235H168ZM197 236V235H196ZM203 236V235H202ZM245 236V233L244 235ZM242 236V237H243ZM87 237V236H86ZM103 237V236H102ZM101 237V238H102ZM107 237V236H106ZM146 237V236H145ZM174 237V236H173ZM177 237V236H176ZM174 237V239L176 238ZM201 237V236H200ZM259 237V236H258ZM104 238V237H103ZM171 238V237H170ZM179 238V237H177ZM10 239V238H9ZM23 239V240H24ZM158 239V238H157ZM161 239V238H160ZM167 239V238H166ZM201 239V238H200ZM204 239V238H202ZM205 239H208L207 237H205ZM204 239V240H205ZM106 240V239H105ZM110 240V239H109ZM170 240V239H169ZM172 240V239H171ZM233 240V239H231ZM236 240V239H235ZM236 240V241H237ZM242 238H241V242L240 244H242ZM245 240H247V238L245 237ZM25 241H22L25 242ZM102 241V239H101ZM235 241V242H236ZM262 240L259 239V243L261 242ZM12 242V241H11ZM40 242V243H38ZM107 242H108V239H107ZM148 242V240L145 242V245L146 243ZM165 242V241H164ZM167 242V241H166ZM171 242V241H170ZM175 242V241H174ZM198 242V241H197ZM245 242V241H244ZM257 242V241H256ZM38 243V244H37ZM250 243V241H249ZM253 243V242H252ZM25 244V243H24ZM76 244H79L77 245V247L75 248ZM104 244V243H103ZM135 244V243H134ZM176 244V242H175ZM180 244V242L178 243ZM238 244V242H237ZM246 244V243H245ZM264 245V243H262ZM26 245V246H27ZM97 245V243L95 244ZM99 245V244H98ZM138 245L140 244H137L136 248L138 247ZM165 245V244H164ZM183 246V244H180ZM187 244H184V247L186 246ZM202 245V244H201ZM227 245H231V244H227ZM249 245V244H248ZM253 245V244H252ZM24 246V245H23ZM101 246V245H100ZM178 246V245H177ZM237 246V245H235ZM255 245L252 246V248H254ZM102 247V246H101ZM142 247V246H141ZM188 247V246H187ZM204 247V245H203ZM203 247L201 249H203ZM223 247V246H222ZM241 247V245L239 246V248ZM247 247V246H246ZM259 247H262V245H260ZM90 248V247H89ZM92 248V247H91ZM133 248V247H131ZM135 248V247H134ZM166 248V247H165ZM197 248H200L199 245ZM205 248V247H204ZM215 248H218V247H215ZM236 248V247H234ZM13 249V248H12ZM105 249V248H104ZM155 249V247H154ZM167 249V248H166ZM179 249V248H178ZM186 249V248H185ZM199 249V250H201ZM232 249V247H231ZM73 250H77L76 253L73 252ZM136 250V249H134ZM216 250V249H215ZM241 250V249H240ZM141 251V249H140ZM145 251V249H144ZM187 251V249L185 250ZM193 252V250H191ZM190 251V252H191ZM221 251V250H219ZM233 251V250H232ZM257 251V250H256ZM19 252V251H18ZM108 252V251H107ZM106 252V253H107ZM110 252V251H109ZM191 252V253H192ZM210 252V251H209ZM218 252V251H217ZM216 252V253H217ZM231 252V250H230ZM235 254L236 252L233 251ZM20 253V252H19ZM100 253V251L98 252ZM204 253V251H202V254ZM242 253V252H241ZM255 253V251H254ZM263 253V252H262ZM105 254V252H104ZM108 255H110V253H107ZM105 254V255H107ZM140 254V253H139ZM142 254V253H141ZM179 254V253H178ZM219 254V252H218ZM225 254V253H224ZM223 254V255H224ZM232 254V253H231ZM230 254V257L229 259H232L233 258V255ZM23 255V254H22ZM25 255V254H24ZM91 255V254H90ZM101 255V254H100ZM193 255V254H192ZM241 255V254H240ZM247 255V254H246ZM255 255L257 256V253H255ZM260 255V254H259ZM262 257H263V254H261ZM260 255V256H261ZM93 256V255H92ZM95 256V255H94ZM98 256V255H97ZM102 256V255H101ZM100 256V258H101ZM113 255H111L110 258H112ZM115 256H114V259H115ZM141 256V255H140ZM185 256V255H184ZM191 256V255H190ZM205 256V254H204ZM207 256H208V253H207ZM214 256V255H213ZM218 256V255H217ZM216 256V257H217ZM225 256H227V254H225ZM244 256V255H243ZM255 256V257H256ZM102 256V264H106V261H108L109 263H111L113 260V263L115 262L114 259H110L108 256L104 257ZM131 257V256H130ZM133 257H134V254H133ZM132 257V258H133ZM153 257V261L152 264H169V262L174 259L173 256L169 255L168 253H166V250L162 247H157L156 251H155V254ZM210 257V256H209ZM208 257V259H209ZM224 257V256H223ZM251 257V256H250ZM258 257V256H257ZM94 258V257H93ZM97 258V257H96ZM99 258V259H100ZM138 258V257H137ZM145 258V257H144ZM226 258V257H225ZM228 258V256H227ZM237 258V257H236ZM241 258V257H240ZM77 259V260H78ZM194 259L195 261H191V260H187V261H184L182 259H177L176 260V263L175 264H201L204 262V257L201 255L200 252H197V250L195 251V255H194ZM212 259V258H211ZM214 259V258H213ZM212 259V260H213ZM222 259V258H220ZM259 260V258H257ZM257 259H256V262H257ZM92 260V259H91ZM97 260V259H95ZM136 260V259H134ZM216 260V259H215ZM234 260V259H233ZM237 260V259H236ZM236 260H234L235 262H237ZM261 260V258H260ZM263 260V259H262ZM75 261V260H74ZM145 261V260H144ZM143 261V262H144ZM150 261V260H149ZM214 261V260H213ZM228 261V260H227ZM254 261V260H253ZM79 262V261H77ZM94 262V260H93ZM92 262V263H93ZM99 263L97 264H100V261H98ZM135 262V261H134ZM137 262V261H136ZM207 262V261H206ZM211 261H209L210 263ZM222 262V261H221ZM241 262V261H240ZM252 262V261H251ZM81 263V262H80ZM88 263V262H87ZM96 263V261L94 262V264ZM116 263V264H118ZM249 263V261H248ZM255 263V262H254ZM259 263V262H258ZM75 264V262H74ZM83 264H85V262H83ZM90 264V262H89ZM108 264V263H107ZM146 264V262H145ZM207 264V263H206ZM222 264V263H221ZM226 264V261L225 263ZM228 264V263H227Z\"/></svg>",
    "mask_w": 264,
    "mask_h": 264
}]
</instances>
